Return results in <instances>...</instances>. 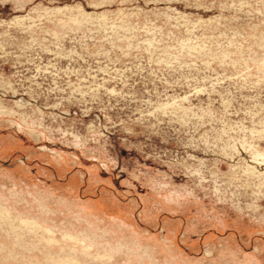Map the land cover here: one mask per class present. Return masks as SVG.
<instances>
[{
  "label": "rangeland",
  "instance_id": "1",
  "mask_svg": "<svg viewBox=\"0 0 264 264\" xmlns=\"http://www.w3.org/2000/svg\"><path fill=\"white\" fill-rule=\"evenodd\" d=\"M0 264H264V0H0Z\"/></svg>",
  "mask_w": 264,
  "mask_h": 264
}]
</instances>
